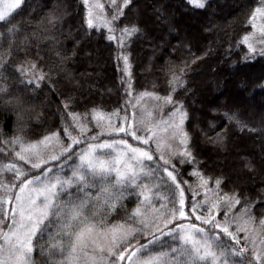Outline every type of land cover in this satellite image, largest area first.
Masks as SVG:
<instances>
[{"label":"snow or ice","instance_id":"snow-or-ice-1","mask_svg":"<svg viewBox=\"0 0 264 264\" xmlns=\"http://www.w3.org/2000/svg\"><path fill=\"white\" fill-rule=\"evenodd\" d=\"M26 2L0 0V113H14L21 133L5 137L0 132V143L16 160L0 165V264H264V199L225 192L223 177L207 176L200 169L185 128L188 110L174 98L177 87L186 83L183 70L179 76L172 74L166 95L142 92L137 103L126 99L108 112L71 111L79 105L69 96L62 101L61 115L67 119L60 129L38 140L23 136L26 120L35 112L30 93L37 91L36 85L51 84V69L45 72L42 66H47L44 57L49 53L42 56L40 44L29 48L34 34L15 42L17 29L23 34L31 23H11ZM82 2L87 5V26L99 22L106 28L107 39L117 41L119 56L129 65L130 53L124 49L143 31L139 24L121 19L128 20L125 9L133 0ZM189 3L200 9L208 6V0ZM37 7L43 11L47 5ZM155 11L158 19H168ZM257 17L264 19V0L251 13L254 27ZM59 21L56 11L45 14L50 43L59 40ZM212 28L210 23L208 30ZM257 30L264 36V26ZM255 35L243 36L248 51L242 61L264 57V40L257 47ZM21 55L25 58L16 63ZM191 57L193 62L200 59ZM146 96L155 99V112L138 109ZM211 112L242 131L248 128L228 104ZM217 127L221 131L208 138L207 131ZM200 131L213 144L228 136L227 128L215 120ZM121 211L124 218L110 222Z\"/></svg>","mask_w":264,"mask_h":264},{"label":"trees","instance_id":"trees-1","mask_svg":"<svg viewBox=\"0 0 264 264\" xmlns=\"http://www.w3.org/2000/svg\"><path fill=\"white\" fill-rule=\"evenodd\" d=\"M29 2L31 0L11 21L20 27L31 22L23 34L17 29L15 35L19 39L15 42L34 34L29 48L40 44L43 46L41 55L49 53L44 57L47 66H42L45 72L51 69V84L36 85L37 91L30 93L35 112L32 119L26 120L23 136L38 140L60 129L67 119L61 115L65 111L62 101L69 96L79 105L71 111L97 108L108 112L120 107L128 96L125 94L126 82L120 77V49L116 41L107 39L106 29L87 26V7L82 0H35L31 7ZM259 3L260 0H208V6L200 9L189 0H133L134 6L125 9L128 20L121 18L124 23L139 24L143 30L124 50L130 53L129 74L133 91L166 95L172 74L179 76L183 70L181 79L186 83L177 87L174 98L182 100L188 110L189 121L185 122V128L192 138L191 150L200 169L207 176L223 177L225 183L221 188L225 192L242 191L252 199H264L261 184L264 176L260 175L264 172V132L260 131L264 128V88H261L264 85V57L242 61L241 56L248 51L242 38L252 31L249 19ZM45 4L47 7L39 11L37 5ZM156 9L167 16H175L171 26H167L166 20L157 18ZM49 11H56L60 16L57 43L49 42L52 33L48 30L50 25L44 22ZM210 23L214 28L208 30ZM183 28L186 39L181 36ZM3 31L4 26L0 25V32ZM8 39L12 41L13 36ZM189 48L191 54L200 59L193 62ZM57 52L62 60L57 57ZM24 58L21 55L16 63ZM182 61H187V65ZM213 76L217 77L216 94L208 83ZM20 87L22 89L23 85ZM223 104L237 109L239 118L248 128L242 131L239 125L221 120L217 113L211 112V108ZM36 113L41 114L39 119L34 118ZM212 120L223 124L228 131L227 138L216 144L210 143L200 131L207 130L208 122ZM17 127L14 113H0V132L5 137L20 135ZM220 131L217 127L215 131H207V136L215 138ZM9 151H5L0 143V165L14 160ZM126 207L131 209L134 205L127 204ZM123 218L121 211L109 220L115 222ZM36 258L40 259L38 253Z\"/></svg>","mask_w":264,"mask_h":264},{"label":"rangeland","instance_id":"rangeland-1","mask_svg":"<svg viewBox=\"0 0 264 264\" xmlns=\"http://www.w3.org/2000/svg\"><path fill=\"white\" fill-rule=\"evenodd\" d=\"M87 7V5H86ZM105 7L109 8V5L107 3H105ZM173 17H175L174 15H169L168 19L166 20L167 26H169L171 24V22H173ZM171 26V25H170ZM252 31L250 33H256V35L253 37L252 42L256 44L257 47L260 46V42L262 40H264V36H261L258 32V26H264V19L257 17L256 19V27H254L252 24ZM98 28H104L102 26L99 25V22H97V26ZM106 29V28H104ZM107 30V29H106ZM181 36L186 39L187 38V34L185 32V29L183 28V31L181 33ZM117 42V41H116ZM125 50V49H124ZM126 53V52H125ZM127 54V53H126ZM119 67H120V77L122 79V81L126 82L127 85V89H129L128 91V96L127 99H131L132 103L135 104L137 103V99L139 98V94L142 92H146V91H133V87L131 86V78H130V74H129V65H125L123 58L120 57V61H119ZM208 83L210 85V88H212V91H214V93L216 94V90H215V84L217 83V77L213 76L210 79H208ZM156 104V101L154 98L152 97H143L142 99H140V103L138 104V109L140 111H153L155 112V108L154 105ZM107 138V137H106ZM263 147H264V142H263ZM18 159V158H16ZM12 162H16V160H13ZM258 227V225H257Z\"/></svg>","mask_w":264,"mask_h":264}]
</instances>
